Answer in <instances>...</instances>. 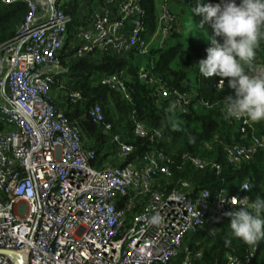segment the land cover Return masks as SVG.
<instances>
[{"label": "built area", "instance_id": "1", "mask_svg": "<svg viewBox=\"0 0 264 264\" xmlns=\"http://www.w3.org/2000/svg\"><path fill=\"white\" fill-rule=\"evenodd\" d=\"M0 2L26 8L13 37L0 44V250L27 253L28 264H204L202 251L184 245L187 237L207 224L219 225L232 211L250 230L251 217L260 213L247 195L249 179L240 185L241 197L226 189L213 194L196 189L187 179L171 188L176 162L157 148L169 140L167 135L147 128L133 109L131 134L146 140L147 149L131 159L136 147L114 132L100 105L93 104L81 121L100 127L113 146L98 166L79 122H71L60 109L84 101L80 92L67 89L70 61L148 53L146 0ZM92 2L93 9L83 10ZM182 29L164 0L151 41L161 38L165 44ZM153 67L148 62L138 78L152 87L156 107L190 114L196 94L169 88L152 74ZM246 82L244 101L218 102H225L230 124L247 141L223 145L225 161L234 167L264 150V138L253 126L254 98L264 90V57L249 64ZM96 84L132 104L121 76L102 75ZM223 85L219 80L216 89ZM202 106L212 107L208 102ZM203 148L212 150V143ZM177 163L178 170L189 165L195 171L221 172L217 164L189 153ZM257 252L253 245L243 258L226 254L224 264H252ZM0 264L11 262L0 256Z\"/></svg>", "mask_w": 264, "mask_h": 264}, {"label": "trees", "instance_id": "2", "mask_svg": "<svg viewBox=\"0 0 264 264\" xmlns=\"http://www.w3.org/2000/svg\"><path fill=\"white\" fill-rule=\"evenodd\" d=\"M145 8L147 24L153 32L156 25L154 0H146ZM187 8V29L175 30L161 49L151 48L146 55L138 54V57L153 61L152 74L169 88L195 91L190 114L179 115L156 107L152 87L139 80V70L132 69L129 63L128 58L137 54L123 59L103 56L96 62L92 57L70 61L67 89L80 92L84 101L82 105L68 106L64 114L71 122H79L86 147L95 151L98 166L107 161L113 146L100 127L87 120L81 121L93 104L100 105L114 132L127 137L129 144L136 147L131 159L147 149L146 140L131 134L129 116L133 109L147 128L167 135L169 140L158 144L157 148L163 149L176 162L172 167L174 184L171 188L178 180L187 179L196 189H206L212 194L226 189L241 197L240 185L249 179L251 188L247 195L260 213V216L251 217L250 230L244 229L236 211H232L219 225L207 224L190 236L188 247L191 251H202L204 264H224L226 254L243 258L245 252L256 245L258 252L252 264H264V150L239 167L226 163L223 145L247 144V141L242 140L236 127L230 124L225 102L218 103L244 101L247 72L240 88L237 86L224 99L214 100L219 80L227 88L244 72V63L249 66L264 57V0H188ZM25 14L23 5L7 6L0 2V44L13 37ZM66 51L67 47L64 53ZM114 74L124 79L132 95V104L125 102L114 89L96 84L99 76ZM203 102L212 107L206 109ZM254 117L260 120L253 126L264 138V90L254 98ZM205 142L212 143V150L203 148ZM187 153L217 164L220 174L211 168L195 171L189 165L178 170V158Z\"/></svg>", "mask_w": 264, "mask_h": 264}, {"label": "rangeland", "instance_id": "3", "mask_svg": "<svg viewBox=\"0 0 264 264\" xmlns=\"http://www.w3.org/2000/svg\"><path fill=\"white\" fill-rule=\"evenodd\" d=\"M163 1L164 0H154L156 15H157V13L159 11V8H160V5L163 3ZM167 1H168L170 6H171V4L174 3V5H176L177 8H178V0H167ZM76 3H77V6L79 8V11H80L81 10L80 9L81 8L80 7L81 3L79 1H77ZM94 5H95L94 2H92L90 4H86V5L84 4L83 5V10H89L91 8L93 9ZM174 16H175V14H174ZM147 29H148V33L143 37V39H144V41L146 43L149 44V48L148 49H151V48H160L161 49L165 45V44L161 43V38L157 39L155 42L151 41V33L152 32L150 31V26L149 25H147ZM186 29H187V22L184 21L183 30L185 31ZM138 56L139 55L137 54V55H134L133 57H130L128 59H129V63L131 65L132 69H136V70L138 69L139 72H140L143 69L148 68V60L146 59V57L140 58ZM259 59H262V58L260 57L257 60H259ZM92 60H94V62H96L95 61L96 59L92 58ZM243 69H244V72L236 79V81H234L232 84H230L227 88L223 86L222 89L216 91L214 100H220V99L226 98L231 93L230 91L235 90V88H237V86L240 88L244 84V82H245V77H244L245 76V71L247 72L248 65L244 63L243 64ZM192 92L195 93L194 90H192ZM61 106L63 108V107H65V104H62ZM256 118L257 117H253V123H257L260 120L259 118H257V119ZM189 238H190V236L186 238L184 245H188Z\"/></svg>", "mask_w": 264, "mask_h": 264}, {"label": "crops", "instance_id": "4", "mask_svg": "<svg viewBox=\"0 0 264 264\" xmlns=\"http://www.w3.org/2000/svg\"><path fill=\"white\" fill-rule=\"evenodd\" d=\"M187 3H188V0H178V8L176 5H174V3L171 4V10L175 14V16L178 18V25L181 28H183L184 21H186L187 14L189 12L187 8ZM59 102H63V101L59 100ZM61 105H60V109L62 111H66L68 107L65 105V107L62 108ZM115 132L118 133L117 131Z\"/></svg>", "mask_w": 264, "mask_h": 264}, {"label": "water", "instance_id": "5", "mask_svg": "<svg viewBox=\"0 0 264 264\" xmlns=\"http://www.w3.org/2000/svg\"><path fill=\"white\" fill-rule=\"evenodd\" d=\"M142 82L145 83L144 80ZM0 256H5L11 262V264H28L27 253L17 254L10 251L0 250Z\"/></svg>", "mask_w": 264, "mask_h": 264}]
</instances>
